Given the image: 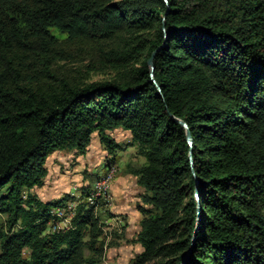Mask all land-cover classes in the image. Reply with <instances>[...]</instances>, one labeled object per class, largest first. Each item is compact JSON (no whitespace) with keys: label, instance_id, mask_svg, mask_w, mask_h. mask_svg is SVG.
Segmentation results:
<instances>
[{"label":"trees","instance_id":"obj_1","mask_svg":"<svg viewBox=\"0 0 264 264\" xmlns=\"http://www.w3.org/2000/svg\"><path fill=\"white\" fill-rule=\"evenodd\" d=\"M117 128L145 158L129 264H264V0H0V264L102 263L94 205L51 231L70 194L24 191Z\"/></svg>","mask_w":264,"mask_h":264},{"label":"rangeland","instance_id":"obj_2","mask_svg":"<svg viewBox=\"0 0 264 264\" xmlns=\"http://www.w3.org/2000/svg\"><path fill=\"white\" fill-rule=\"evenodd\" d=\"M117 133L114 135L115 140H119L121 145H128V133ZM92 141L89 151L79 156V160L76 159V153L71 150L56 151L51 154L55 157L49 155L46 159V167L49 173V175L47 174V180L48 183L53 180L57 181L55 186L51 188L46 186L44 189H38L39 186L33 187L29 191L25 190L24 194H27V192L37 193L43 196V199H46L54 195H63L71 186L68 190L70 196L71 193H75V196H81L82 188L91 186L96 179V175L104 173L108 168L105 164V156L108 154L106 149H104L102 144L100 145L96 135H93ZM129 150L131 151L121 158L123 168L126 162L134 166L145 162L143 156L137 154L135 156V153H132L134 149ZM116 163L112 164L116 166V172L109 185V201L102 200L96 210L100 221L103 223L104 232L102 239L105 252L101 264H129L132 258L142 250L141 246L134 241V238L139 230V220L141 218V214L135 209L138 208V204H141L140 195L143 193V189H138L137 193L132 191V196L137 198L133 204L134 207L130 204V209H118V202L120 203L121 198H116L120 197V193L113 191L112 182L123 168L118 165V162ZM5 220L6 215L0 213V227L5 226ZM3 229L6 228L4 227Z\"/></svg>","mask_w":264,"mask_h":264},{"label":"crops","instance_id":"obj_3","mask_svg":"<svg viewBox=\"0 0 264 264\" xmlns=\"http://www.w3.org/2000/svg\"><path fill=\"white\" fill-rule=\"evenodd\" d=\"M118 132V133H117ZM119 132H122L123 134H125V133H128V135H129V139L127 140L128 141V145H121L120 144V142H119V140H115V138H114V135L117 133V134H120ZM109 133V135L114 139V141H115V143L119 146L118 147V149L116 150V153H115V159L112 161L111 160V155H109V154H107L105 157H106V159H105V164L107 165V166H109V165H112V164H114V163H116V162H118V165L120 166V167H122L123 168V166H122V164H121V161H122V156H124L125 154H127V153H129V151H131V150H129V149H134V150H132L133 152L132 153H135V156H136V146L132 143V136H131V133L128 131V130H124V129H121V128H117V129H114V130H112V131H109L108 132ZM93 135H96V137H97V140H98V142L100 143V145L102 144L101 142H100V140H99V137H98V135H97V132H94L93 134H92V137H91V141H90V144H89V146L87 147V149H86V152L85 153H87V151H89V149H90V145H91V143L93 142L92 141V138H93ZM105 149V148H104ZM84 153V154H85ZM54 155V154H53ZM81 155H83V154H81ZM81 155H77L76 154V159L77 160H79V156H81ZM52 156V155H51ZM109 156V157H108ZM52 157H55V156H52ZM117 164V163H116ZM105 165V166H106ZM140 165H138V166H134L133 164H130V163H127L126 162V164L124 165V168L123 169H121V172L115 177V179L113 180V182H112V189H113V191L114 192H117V193H120V197H118V198H116V199H119V198H121V201H120V203L118 202V206H117V208L118 209H130V204H132V206L134 207V202H135V199H137V198H135L134 196H132L133 194H132V191H134V192H138V189H141L140 187H138V185H137V183H136V178H135V176L133 175V170H135L137 167H139ZM45 167H46V163H45ZM46 169H47V167H46ZM55 169V168H54ZM104 170H105V167H104ZM67 172V171H66ZM47 174L49 175V173H48V169H47ZM46 174V176H45V180H44V182L42 183V185H40L39 186V188L38 189H44V188H46V186L48 187V188H51V187H54L55 186V184H56V182L57 181H55V180H53V181H51L50 183H48V175ZM99 176V174H97L96 175V179H97V177ZM96 179L94 180V182L92 183V185L91 186H87L88 187V190L90 191L92 188H93V186H94V183H95V181H96ZM51 184H54V185H51ZM134 185H136V186H134ZM85 187V186H84ZM70 188H71V186H70ZM69 188V189H70ZM68 189V190H69ZM68 190L66 191V192H64V194L63 195H54V196H51V197H48V198H46V199H43L42 197L43 196H41V195H39V194H35V193H33L38 199H40V200H42L43 202H50V201H53V200H57V199H60V198H62L63 196H66L67 194H69L68 193ZM38 195V196H37ZM41 198H40V197ZM135 211H137V212H139L138 211V209H135ZM140 213V212H139Z\"/></svg>","mask_w":264,"mask_h":264},{"label":"built area","instance_id":"obj_4","mask_svg":"<svg viewBox=\"0 0 264 264\" xmlns=\"http://www.w3.org/2000/svg\"><path fill=\"white\" fill-rule=\"evenodd\" d=\"M116 172L115 165H109L104 173L100 174L93 188L87 193L83 200L80 196H75L71 193L72 198L66 201L63 205L54 207L50 210V220L48 221V230L59 231L66 230L71 226V219L75 214L76 205L85 201L88 205H94L97 209L100 202L109 201V185ZM76 197V198H75Z\"/></svg>","mask_w":264,"mask_h":264},{"label":"water","instance_id":"obj_5","mask_svg":"<svg viewBox=\"0 0 264 264\" xmlns=\"http://www.w3.org/2000/svg\"><path fill=\"white\" fill-rule=\"evenodd\" d=\"M164 1L167 2V0H164ZM164 31H165V30H164ZM156 51H157V49L154 50V51L151 53V56H150L149 59L147 60V64H148L149 69H150V76H151V79H152L153 81H154L153 76H152L153 68H154L153 58H154V55H155ZM158 89H159V87H158ZM171 117H172L173 120L177 121V122H178L183 128L186 129V136H187V139H188L189 145H191L192 140H191L190 133H189V131H188V129H187V125H186V123H185L184 121H182L181 119H178V118L174 117L173 115H171ZM190 158H191V155H190ZM196 196H197V195H196ZM196 199H197V201H198V198H197V197H196ZM198 206H199V205H198ZM198 222H199V218H197V224H198ZM195 232H196V231H194V233H193L192 241H194V238H195ZM188 254H189V251L186 252V254H185L184 258H183V261L185 260V258H186V256H187ZM183 261L181 262V264H184Z\"/></svg>","mask_w":264,"mask_h":264}]
</instances>
